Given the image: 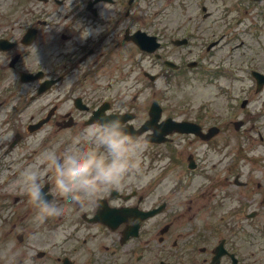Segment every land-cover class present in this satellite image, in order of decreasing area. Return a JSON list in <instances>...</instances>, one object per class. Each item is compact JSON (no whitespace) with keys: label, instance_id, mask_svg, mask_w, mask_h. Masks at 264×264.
I'll return each mask as SVG.
<instances>
[{"label":"flooded vegetation","instance_id":"flooded-vegetation-1","mask_svg":"<svg viewBox=\"0 0 264 264\" xmlns=\"http://www.w3.org/2000/svg\"><path fill=\"white\" fill-rule=\"evenodd\" d=\"M217 5L222 7L221 15L224 16L215 20L223 24L216 25L224 26H228V14L234 10L239 12L245 6L244 13L248 14L257 8L253 0H221ZM114 8V15L108 17L113 22L105 23L95 22L101 7L85 8L83 18H79L78 33L70 29V33L60 34L62 42L69 44L71 41V45L77 48L79 61L85 63L86 69L81 78L72 80L71 88L63 83L57 92L79 93L81 107L73 104L67 107L64 102L32 101L38 98H34V93L40 81L24 83L21 75L36 71L33 67L36 61L32 65L17 51V45L0 47V110L4 111L11 105V113H7L6 118H0V128L9 117L12 125L21 131L24 118L27 125L51 112L46 125L52 129L44 131L49 137L54 132L66 129L61 124L67 119L73 122L70 128L78 124L86 126V122L93 119L94 112L101 106L102 94L128 95L134 90L130 79L133 67L130 71L117 74L114 83H101L100 71L118 60L115 53L117 46H135L128 39L135 30L151 33L150 24L135 26L130 10ZM120 8H123V14L119 12L118 16L117 10ZM44 13L53 15L54 8ZM51 26L45 24L44 28L38 29L33 43L34 54L55 46L52 43L55 31ZM182 31V25L153 24V34L161 43L158 49L160 56L177 60L184 58L182 47L173 44L175 38L184 35ZM14 32L12 25L0 22V43L4 38L12 40ZM56 46L61 48L66 45ZM136 48L141 55L149 56ZM221 65L224 67L225 92L230 93L238 88L234 83L236 81L241 85L238 91L244 94L241 99L245 100L241 108L244 122L249 123L250 128L255 125L264 127V84L257 90V80L252 76L253 70L264 75V46L244 45L235 60L226 57L221 60ZM48 72L51 71L48 69ZM241 75H249L250 83L247 84ZM221 83L217 79L214 85ZM55 90L56 87L52 86L43 94L54 93ZM115 98L109 100L107 109L102 112L115 109ZM15 136L18 142L24 138L19 133ZM189 136L190 142L202 140L195 135ZM255 140L264 142V135L259 134ZM165 145L151 144L153 147ZM25 153L20 152L14 157L16 164H19L16 171L5 172L3 168L0 171V264H264V150L255 151L254 155L247 157L253 165L246 166L244 162L233 178L234 183L227 178L229 198L233 194L236 205L231 204L226 214H200L198 187L189 203L183 199L176 187L178 181L167 182L166 167L155 162L161 153L155 150L143 153V157L149 159L148 162L143 161L146 167L121 185L99 193L98 201L90 202L85 208L73 205L69 197L62 195L60 199L69 205L68 208L62 213L51 214L43 222L38 219V208L31 198L18 187L20 170L34 160L30 151ZM190 154L195 159L191 151L188 152ZM195 154L203 156L205 151H196ZM242 158L245 161L246 157ZM196 169L197 164L192 172ZM227 169L230 170V167ZM56 175V169L43 175L46 187L54 185ZM9 190L21 194H12ZM200 192V196H214L220 194V189L213 183Z\"/></svg>","mask_w":264,"mask_h":264},{"label":"clouds","instance_id":"clouds-1","mask_svg":"<svg viewBox=\"0 0 264 264\" xmlns=\"http://www.w3.org/2000/svg\"><path fill=\"white\" fill-rule=\"evenodd\" d=\"M72 84L65 82L68 88ZM10 110L11 105L4 110V118ZM128 127L118 108L102 112L89 127L62 141V147L43 150L20 170L18 187L38 208L40 222L68 208L60 199L62 195L69 197L73 205L85 208L98 201L99 193L121 185L139 170L148 147L147 136L132 135ZM11 136L10 130H4L0 142ZM54 166V185L46 187L42 177Z\"/></svg>","mask_w":264,"mask_h":264},{"label":"rangeland","instance_id":"rangeland-1","mask_svg":"<svg viewBox=\"0 0 264 264\" xmlns=\"http://www.w3.org/2000/svg\"><path fill=\"white\" fill-rule=\"evenodd\" d=\"M187 1H190V7L187 9L185 3ZM16 0H0V6H13ZM145 3H147V6H145ZM205 3V0H152V1H146V0H140V2L136 6H140L143 8L142 11L137 12V16L139 18L143 17L145 21H147V18L154 17L155 22H167L170 24L175 25H183L186 22L193 23L194 18L197 16L199 25H200V32L201 37H213L216 38L222 33H228L226 35V41H228V37L230 36L231 39H233L234 42H237L238 39H264V28L262 30H258L257 32L259 35H254L252 31H256L254 28H251L249 30L245 31H239L237 29L231 30V31H223L219 30L218 26L217 28H210V25H212V19L214 18L215 14L209 19L203 20L202 15L199 13L200 10L198 8V4ZM264 4V3H263ZM148 7V9L144 10V8ZM212 8V6H211ZM210 9V7L208 8ZM155 12V13H154ZM20 15H22V12L19 11ZM196 13L198 15H196ZM18 15V16H20ZM14 18V16H12ZM10 17H6L3 19V22H9ZM232 41V42H233ZM232 42H228L227 44L222 43L217 49L216 53L217 55H222L225 50L228 48L229 45L232 44ZM235 54L237 55L239 50H234ZM154 70V69H153ZM161 80L158 79L156 82L147 83L146 86H151L160 92H163V94L155 95L156 97L160 96L163 103H166L167 107L163 110V116H172L176 119H194L197 116V113L203 112V110L208 107L210 110L208 112H205V118H208L210 120L218 119V118H226L229 116V111H225L223 109V99H218L215 96L214 89L212 86H209L204 82V79L198 76H195L192 73L187 72L186 76H182L180 78H171L170 83H165L163 80V84H161ZM142 82V81H141ZM145 95H140L139 99L136 100L134 103L137 102V105L132 109L130 108L129 104H123L124 110H133L137 113V119H142L145 117V111L147 110V101L145 100ZM46 99H44L43 102L45 103ZM202 102L207 103V105H201ZM4 113V111H1ZM137 119L135 122H137ZM11 131L12 128H10ZM242 134V133H240ZM232 139H240L238 137V134H232L230 133ZM1 146L3 144L0 142V150ZM63 146V145H62ZM196 146H204V144H196ZM59 147V144H55L53 149ZM150 145H148L147 148H149ZM151 148V147H150ZM163 150V147H160ZM220 148H218L219 150ZM216 154V153H214ZM15 156V153L12 155V157ZM216 155H213L211 158L210 167H212V160L215 159ZM6 161V159H4ZM239 161V160H238ZM223 161L219 162V164L212 169V171H216ZM13 166L15 164H12ZM239 166V165H238ZM237 166V167H238ZM243 165H241L242 167ZM235 167V166H232ZM217 168V169H216ZM240 168V167H239ZM216 185L220 189L219 195H212L209 197H199V202H207L209 205H217V202L223 201V184L219 181L216 182ZM221 207V206H220ZM226 207H221V210L225 209ZM218 209L213 212L217 213Z\"/></svg>","mask_w":264,"mask_h":264}]
</instances>
